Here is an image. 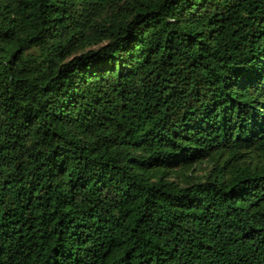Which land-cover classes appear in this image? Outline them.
I'll list each match as a JSON object with an SVG mask.
<instances>
[{"label":"trees","instance_id":"1","mask_svg":"<svg viewBox=\"0 0 264 264\" xmlns=\"http://www.w3.org/2000/svg\"><path fill=\"white\" fill-rule=\"evenodd\" d=\"M0 264H264V0H0Z\"/></svg>","mask_w":264,"mask_h":264}]
</instances>
